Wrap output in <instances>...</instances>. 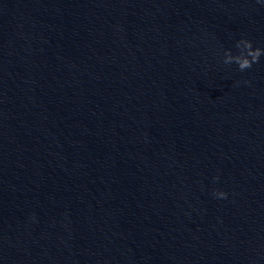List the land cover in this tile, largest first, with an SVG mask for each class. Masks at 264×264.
<instances>
[{"label":"water","instance_id":"water-1","mask_svg":"<svg viewBox=\"0 0 264 264\" xmlns=\"http://www.w3.org/2000/svg\"><path fill=\"white\" fill-rule=\"evenodd\" d=\"M220 0H0V264H85Z\"/></svg>","mask_w":264,"mask_h":264},{"label":"clouds","instance_id":"clouds-1","mask_svg":"<svg viewBox=\"0 0 264 264\" xmlns=\"http://www.w3.org/2000/svg\"><path fill=\"white\" fill-rule=\"evenodd\" d=\"M236 48L238 52L233 54L230 49L225 50L223 56V63L228 65L235 63L240 71L252 68L253 64L259 62L261 55H264V48L253 47L251 40L241 38L236 41ZM214 179L218 180L219 177ZM213 195L217 198H227V193L221 190H214Z\"/></svg>","mask_w":264,"mask_h":264}]
</instances>
